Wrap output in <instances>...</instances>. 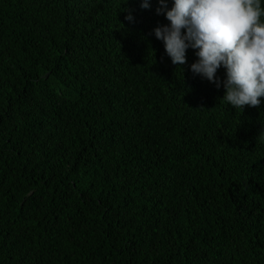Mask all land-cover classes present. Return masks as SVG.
Here are the masks:
<instances>
[{"label": "trees", "instance_id": "1", "mask_svg": "<svg viewBox=\"0 0 264 264\" xmlns=\"http://www.w3.org/2000/svg\"><path fill=\"white\" fill-rule=\"evenodd\" d=\"M143 2L0 0V264H264V104Z\"/></svg>", "mask_w": 264, "mask_h": 264}, {"label": "clouds", "instance_id": "2", "mask_svg": "<svg viewBox=\"0 0 264 264\" xmlns=\"http://www.w3.org/2000/svg\"><path fill=\"white\" fill-rule=\"evenodd\" d=\"M157 14L169 23L155 28L166 54L178 68L189 49L198 59L194 75L225 89L221 102L237 111L264 104V0H159ZM144 0L143 9L151 8ZM126 19L135 23L130 9ZM225 70L223 78L218 76Z\"/></svg>", "mask_w": 264, "mask_h": 264}]
</instances>
